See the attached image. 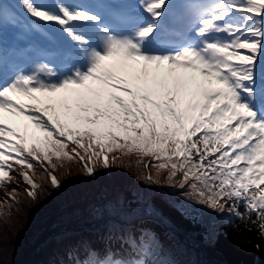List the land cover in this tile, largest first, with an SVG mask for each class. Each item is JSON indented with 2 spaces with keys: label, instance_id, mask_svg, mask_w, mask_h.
<instances>
[{
  "label": "snow or ice",
  "instance_id": "obj_1",
  "mask_svg": "<svg viewBox=\"0 0 264 264\" xmlns=\"http://www.w3.org/2000/svg\"><path fill=\"white\" fill-rule=\"evenodd\" d=\"M121 150L264 234V0L0 2V188L20 177L34 199L36 165L78 158L91 175ZM120 239L71 264H160L147 234Z\"/></svg>",
  "mask_w": 264,
  "mask_h": 264
},
{
  "label": "trees",
  "instance_id": "obj_2",
  "mask_svg": "<svg viewBox=\"0 0 264 264\" xmlns=\"http://www.w3.org/2000/svg\"><path fill=\"white\" fill-rule=\"evenodd\" d=\"M106 155L108 167L97 163L91 175L78 158L52 157L43 169L36 165L29 172L39 186L34 199L23 182L8 187L12 192L19 182L15 201L0 188V212L9 214L0 216V264H71L82 244L101 254L109 247L123 251L120 237L126 233L137 239L147 234L160 264H264V234L228 212V205L221 212L186 200L187 189L170 186L167 170L158 173L150 156L123 150ZM48 168L58 187L51 185ZM103 184L113 186L108 199L96 197Z\"/></svg>",
  "mask_w": 264,
  "mask_h": 264
},
{
  "label": "rangeland",
  "instance_id": "obj_3",
  "mask_svg": "<svg viewBox=\"0 0 264 264\" xmlns=\"http://www.w3.org/2000/svg\"><path fill=\"white\" fill-rule=\"evenodd\" d=\"M49 164V163H48ZM21 169L19 168V167H17V171H20ZM25 171H27L26 169H24ZM48 172L50 173V169L48 168ZM30 176V175H29ZM30 178H31V176H30ZM32 179V178H31ZM21 180V178L20 177H16V181H20ZM33 180V179H32ZM106 187V188H105ZM107 187L109 188V189H107ZM1 190L3 191V192H7V193H11L10 192V189L7 187V188H1ZM114 193V191H113V186L112 185H102L101 187H100V189H99V191H98V193L96 194V197L97 198H103V199H108L109 197H111L112 196V194Z\"/></svg>",
  "mask_w": 264,
  "mask_h": 264
},
{
  "label": "bare ground",
  "instance_id": "obj_4",
  "mask_svg": "<svg viewBox=\"0 0 264 264\" xmlns=\"http://www.w3.org/2000/svg\"><path fill=\"white\" fill-rule=\"evenodd\" d=\"M51 175L53 176V174L51 173Z\"/></svg>",
  "mask_w": 264,
  "mask_h": 264
},
{
  "label": "built area",
  "instance_id": "obj_5",
  "mask_svg": "<svg viewBox=\"0 0 264 264\" xmlns=\"http://www.w3.org/2000/svg\"><path fill=\"white\" fill-rule=\"evenodd\" d=\"M106 188V187H105ZM107 189H109L108 187H107Z\"/></svg>",
  "mask_w": 264,
  "mask_h": 264
}]
</instances>
